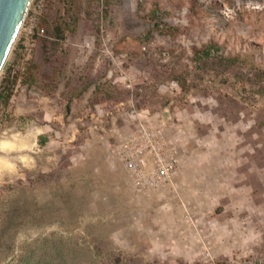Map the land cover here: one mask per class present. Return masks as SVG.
Segmentation results:
<instances>
[{"label":"rangeland","instance_id":"1","mask_svg":"<svg viewBox=\"0 0 264 264\" xmlns=\"http://www.w3.org/2000/svg\"><path fill=\"white\" fill-rule=\"evenodd\" d=\"M141 122L179 161L146 193L118 155ZM211 263L264 264V0H31L0 74V264Z\"/></svg>","mask_w":264,"mask_h":264},{"label":"built area","instance_id":"2","mask_svg":"<svg viewBox=\"0 0 264 264\" xmlns=\"http://www.w3.org/2000/svg\"><path fill=\"white\" fill-rule=\"evenodd\" d=\"M118 155L139 193L158 189L179 173V161L163 133L142 122L118 148Z\"/></svg>","mask_w":264,"mask_h":264},{"label":"water","instance_id":"3","mask_svg":"<svg viewBox=\"0 0 264 264\" xmlns=\"http://www.w3.org/2000/svg\"><path fill=\"white\" fill-rule=\"evenodd\" d=\"M31 0H0V74L13 49Z\"/></svg>","mask_w":264,"mask_h":264},{"label":"crops","instance_id":"4","mask_svg":"<svg viewBox=\"0 0 264 264\" xmlns=\"http://www.w3.org/2000/svg\"><path fill=\"white\" fill-rule=\"evenodd\" d=\"M136 117V114L134 115V118ZM138 118H139V116H138ZM137 118V119H138ZM136 119V118H135ZM151 127V126H150ZM173 149V148H172ZM173 151H174V149H173ZM220 201H222V200H220ZM227 212L228 211H225V212H223V214L222 215H219L218 216V220L217 221H220V219H222L224 216H225V214H227ZM228 215V214H227ZM215 219V218H214ZM242 223H243V221H241L240 219H232V217H231V219H229L227 222H226V225L224 226V230H223V233H222V239H224L225 240V238H226V234L229 236L230 235V237H228L227 239H228V241L227 242H231V240H232V238L233 239H235L233 236H235L236 237V245L234 246V249L236 250V249H238V247H239V245H238V241L237 240H239V242H242V239H243V237H244V235H243V231H242ZM236 226V229L234 230L231 226ZM238 226H239V228H238ZM206 236V235H205ZM238 237H239V239H238ZM225 242V241H224ZM234 250V251H235ZM227 253H229V254H231V253H233L230 249H228L227 250ZM229 254H224L225 255V257H229L228 255ZM216 255V254H215ZM223 255V256H224Z\"/></svg>","mask_w":264,"mask_h":264},{"label":"trees","instance_id":"5","mask_svg":"<svg viewBox=\"0 0 264 264\" xmlns=\"http://www.w3.org/2000/svg\"><path fill=\"white\" fill-rule=\"evenodd\" d=\"M212 48H207V49H205L204 50V52H203V54H202V56H201V58L202 59H206V58H210L211 57V55H212ZM11 98V96H7V97H3V99L5 100V101H8L9 99Z\"/></svg>","mask_w":264,"mask_h":264}]
</instances>
